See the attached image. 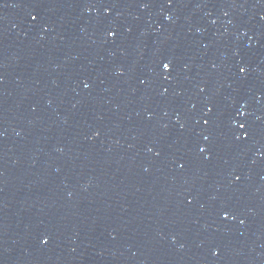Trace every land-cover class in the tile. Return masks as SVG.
I'll list each match as a JSON object with an SVG mask.
<instances>
[{"label": "water", "instance_id": "95a60500", "mask_svg": "<svg viewBox=\"0 0 264 264\" xmlns=\"http://www.w3.org/2000/svg\"><path fill=\"white\" fill-rule=\"evenodd\" d=\"M0 264H264V0H0Z\"/></svg>", "mask_w": 264, "mask_h": 264}, {"label": "snow or ice", "instance_id": "6c2138e0", "mask_svg": "<svg viewBox=\"0 0 264 264\" xmlns=\"http://www.w3.org/2000/svg\"><path fill=\"white\" fill-rule=\"evenodd\" d=\"M164 67H165V68H168L169 65H168V64H164ZM240 71L243 72V71H245V69L242 67V68L240 69ZM241 127H244V125H241ZM225 215H227V213H225Z\"/></svg>", "mask_w": 264, "mask_h": 264}]
</instances>
